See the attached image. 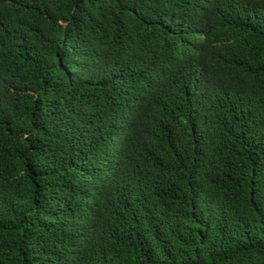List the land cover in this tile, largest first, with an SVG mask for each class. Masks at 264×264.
<instances>
[{
    "label": "trees",
    "instance_id": "obj_1",
    "mask_svg": "<svg viewBox=\"0 0 264 264\" xmlns=\"http://www.w3.org/2000/svg\"><path fill=\"white\" fill-rule=\"evenodd\" d=\"M0 264H264V0H0Z\"/></svg>",
    "mask_w": 264,
    "mask_h": 264
}]
</instances>
